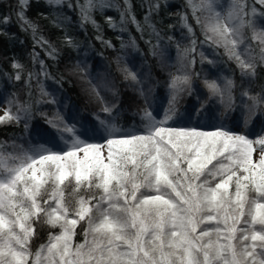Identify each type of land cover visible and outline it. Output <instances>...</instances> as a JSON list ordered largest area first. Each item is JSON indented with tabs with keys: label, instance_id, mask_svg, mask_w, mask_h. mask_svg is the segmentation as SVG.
Masks as SVG:
<instances>
[{
	"label": "snow or ice",
	"instance_id": "6c2138e0",
	"mask_svg": "<svg viewBox=\"0 0 264 264\" xmlns=\"http://www.w3.org/2000/svg\"><path fill=\"white\" fill-rule=\"evenodd\" d=\"M46 2L61 5L64 0ZM256 2L264 5V0ZM29 3L17 0L16 17L22 30L33 32L34 44L48 45L43 38L35 40L37 26L26 18ZM164 6L163 0H156L149 15ZM75 7L81 24H95L92 13L113 5L109 0H76ZM186 7L200 26L204 43L223 49L241 79L255 80L258 69L264 70V26L258 24L264 12L254 5L249 8L247 0H230L226 9L220 0H186ZM197 13L207 15L201 20ZM125 16L141 30L129 0L122 22ZM177 16L181 27L194 35L188 13ZM0 22L8 24L10 17L5 14ZM108 22L115 26L111 17ZM148 26L157 37L156 44L148 42L151 54L162 59L165 49L159 32ZM64 43L77 47L71 37ZM190 44L183 50L176 45L178 74L168 73L167 106L155 115L159 82L149 84L147 75H138L126 63L120 67L124 57H117L123 80L135 86L146 105L139 113L140 127L132 130L117 127L119 113H113L119 104L106 101L95 85L92 91L108 118L94 116L93 126L76 116L66 117L61 108L67 105H58L56 96L43 86L49 73L33 50L32 60L40 71L27 73L28 99L21 102L13 93L0 125L23 120L29 132L35 115L33 79L40 96L35 104H51L53 110L38 113L43 124L32 130L26 148L0 141V264H264V88L254 94L242 90L237 104L234 74L211 79L205 74L204 98L196 95L197 106L181 112L177 107L181 99L195 93L193 75L201 76L192 71L196 40ZM126 48L138 50L134 38L121 41V50ZM189 54L192 59L185 65ZM46 55L55 58L58 51L49 46ZM199 55L201 65L217 64V59ZM213 55L220 56L215 51ZM12 66L15 74L10 79L19 81L24 66L15 60ZM73 71L87 76L88 65L77 60ZM229 119L244 131L229 128L225 123ZM209 126L214 130H202ZM96 137L104 143L89 142ZM81 223L83 240L75 242ZM38 226L59 231L49 232L47 241L33 249Z\"/></svg>",
	"mask_w": 264,
	"mask_h": 264
},
{
	"label": "trees",
	"instance_id": "16d2710c",
	"mask_svg": "<svg viewBox=\"0 0 264 264\" xmlns=\"http://www.w3.org/2000/svg\"><path fill=\"white\" fill-rule=\"evenodd\" d=\"M155 2L156 0H129L131 11L141 28L138 31L136 25L127 16L123 22L121 21V12L124 10L125 0H109L113 7L95 10L92 13L95 24L91 22L81 24L79 10L75 7L76 0H64L61 5H50L46 0H30L26 18L37 26L35 40L43 38L48 42V45H38L34 44V34L31 29L24 31L21 28V21L17 19L15 14V11L18 10L17 0H0V17L5 14L10 17L8 24L0 22V32L4 33L0 35V108L4 105L6 109L8 108L7 100L12 98L13 93L21 102L28 99L29 88L25 84L27 73L40 71L39 63H33V50L38 54L39 59L44 61L49 73L50 78L43 80V86L48 92L56 96L58 105H67L66 109L62 107L61 111L65 112L66 117L76 116L82 122H87L93 126H97V122L93 119L94 116L99 115L101 120L108 118L100 111L101 103L92 91L93 85L99 89L100 95L106 101L119 104V108L113 113L114 115L119 113L115 120L117 127L132 130L138 129L141 125L139 113L146 106L144 98L139 95L131 82L123 80L116 62L118 56L124 57L120 62V67L126 63L138 75H147L149 84L159 82L155 90V98L159 102L152 109L155 115L156 111L167 106L165 97L168 73L178 74L179 63L176 59V45L179 44L183 50L191 46L190 41L192 39L196 40V52L194 54L196 63L192 71L201 73V76L197 79L193 75L195 93L192 97L185 95L181 99L177 105L181 112L191 111L197 106L196 95H199L201 99L204 98L205 90L202 81L205 74L209 79L215 78L217 74L224 76L234 74L233 78L236 83L234 95L237 97V104L240 103L239 93L242 90L250 89L251 93L254 94L264 88V70L258 69L255 80L241 79L236 65L227 61L226 57L223 56V49L214 50L207 43H204L205 36L200 26L193 19L191 10L186 7V0H163L166 6L159 11L153 10L149 15L150 5ZM229 2L230 0H220L224 8ZM247 2L249 8L254 5L258 12H264V5H260L256 0H247ZM69 3L73 4L72 8L67 7ZM181 11L188 13V23L192 25L194 35H190L187 29L181 27L177 16V13ZM197 15L203 20L207 14L197 13ZM145 16H149L147 21ZM109 17H111L114 27L109 24ZM149 24L155 26V30L159 32L161 37L160 44L165 49V55L162 59L159 56L153 57L151 54V45L157 43V37L153 33L152 27L148 26ZM258 24L264 26V20H258ZM170 25L173 27H169ZM25 27L27 26L25 25ZM245 35H250V33L246 30ZM98 36L102 39H97ZM66 37H71L77 47L65 44ZM130 37L134 38L138 50L134 51L131 48L121 50V41L128 43ZM168 37H172V40L169 41ZM102 40L111 42L114 47H108L106 43H102ZM149 41H151V45L148 43ZM49 46L58 51L55 58L46 55ZM214 51L220 56L215 57ZM200 53L209 59H217L215 67L207 63L201 65ZM192 56L193 54H189L183 63L187 65ZM14 60L24 66V72L19 81L10 79L15 74V69L12 66ZM77 60L88 65L87 76H81L79 72L73 71ZM89 80H91V84ZM104 85L112 88L117 95L114 97L111 91H106ZM145 88L147 89V85ZM31 92L35 115L29 122V132H25L23 120L19 124L0 125V141H6L9 144L14 141L17 145H23L26 148L32 130L37 124H43L38 113L52 112L53 105L51 104H35V101L40 99L35 79L32 81ZM14 111L15 107H13ZM201 123L211 124V121H201ZM225 123L233 131H244L234 120L229 119ZM171 126L186 127L189 125L173 124ZM202 130L213 131L214 128L209 126ZM95 139H100V137ZM31 142L36 143L37 141L32 140ZM84 226L81 223L77 227L75 242L83 240L81 233ZM58 231L59 229L38 226L37 237L32 241L33 249L47 241L49 232Z\"/></svg>",
	"mask_w": 264,
	"mask_h": 264
},
{
	"label": "rangeland",
	"instance_id": "374dc122",
	"mask_svg": "<svg viewBox=\"0 0 264 264\" xmlns=\"http://www.w3.org/2000/svg\"><path fill=\"white\" fill-rule=\"evenodd\" d=\"M228 6V5H227ZM227 8V7H226ZM225 8V9H226ZM5 110H6V106L4 105V106H2L1 108H0V116H2V115H4V113H5ZM90 143H101V144H103L104 143V141L100 138V139H95V141H89ZM106 154V153H105Z\"/></svg>",
	"mask_w": 264,
	"mask_h": 264
}]
</instances>
